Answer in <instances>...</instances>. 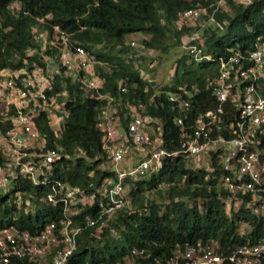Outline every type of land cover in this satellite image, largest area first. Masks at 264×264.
I'll return each mask as SVG.
<instances>
[{
	"label": "trees",
	"instance_id": "trees-1",
	"mask_svg": "<svg viewBox=\"0 0 264 264\" xmlns=\"http://www.w3.org/2000/svg\"><path fill=\"white\" fill-rule=\"evenodd\" d=\"M195 8L205 10L200 19L208 25L192 43L211 59L195 60L185 50L176 59L170 83L154 89L123 58L129 50L126 37L142 33L147 36L142 39L145 48L162 52L172 45L182 46L183 36L189 30L199 31L200 26L178 28L175 20L180 12ZM39 20L46 27L55 24L70 32L73 42L108 67L95 65L100 80L97 90L86 91L78 83L57 77L55 91H66L59 101H65L68 115L58 136L44 114L38 118L37 129L46 137L44 150L60 148L63 156L49 165L47 182L34 184L16 177L6 191L0 189V227L15 224L32 232L61 214V206L45 198L51 181L86 189L90 181L99 184L114 176L113 171L102 168L107 157L101 147L99 115L107 99L97 93L112 96L123 107L136 104L140 113L155 117L163 145L175 150L179 147L175 117L187 114L194 118L218 104L211 95L217 59L237 49L264 50V0H0V69L40 62L38 53L27 54L34 47L32 29ZM170 93L189 98V106L181 110L169 99ZM8 126L9 122H0L2 131ZM260 147L264 149V140ZM213 165L216 170L212 172L203 165L193 166L179 153L164 158L146 178H127V205L106 227H84L66 264L116 262L134 248L165 258L176 244L182 247L196 241H213L218 252L228 253L237 245L264 238V213L255 212L257 201L252 196L238 195L241 205L226 211L228 193L217 186L220 169L215 158ZM163 183L168 186L160 188ZM148 191H165L167 202L149 199ZM27 206L29 211H25ZM93 210H82L76 221L82 222Z\"/></svg>",
	"mask_w": 264,
	"mask_h": 264
},
{
	"label": "built area",
	"instance_id": "built-area-1",
	"mask_svg": "<svg viewBox=\"0 0 264 264\" xmlns=\"http://www.w3.org/2000/svg\"><path fill=\"white\" fill-rule=\"evenodd\" d=\"M204 9L180 12L175 25L201 20ZM205 21V20H204ZM32 29L34 47L29 56L38 53L40 62L18 68L0 69V189L6 191L16 177L34 184L47 182L50 164L63 154L58 149L44 150L46 137L37 129L41 114L47 116L58 136L68 115L65 90L55 91L57 77L78 83L86 91L97 90L99 78L91 66L99 61L82 46L73 42L71 33L59 25L46 27L43 21ZM199 31L191 34L187 51L195 60H210L192 40L200 38L208 22H199ZM216 74L211 82V95L216 108L188 118L175 117L179 127V147L168 150L163 145L161 127L151 115L139 112L136 104L125 108L112 96L99 115L103 132L101 147L106 153L113 177L101 183L89 182L86 189L51 181L46 201L61 206V214L40 230L30 231L10 224L0 227V264H66L76 248L77 235L84 227L104 228L112 216L127 205V178H146L167 157L183 154L190 161L204 155L205 168L215 171L213 158L220 169L217 186L228 196L225 209L241 205L238 195L248 194L257 201L255 212L264 213V50H235L217 59ZM181 110L189 106V98L170 93ZM125 120V125L122 123ZM195 164L193 166H200ZM202 166V165H201ZM168 186L161 184L160 188ZM254 200V201H255ZM94 209L82 222L76 216L84 209ZM29 206L25 211H29ZM86 264V263H81ZM98 264H264V238L256 243L235 246L230 252H218L213 241L176 244L168 257L151 256L144 249H132L120 261Z\"/></svg>",
	"mask_w": 264,
	"mask_h": 264
},
{
	"label": "rangeland",
	"instance_id": "rangeland-1",
	"mask_svg": "<svg viewBox=\"0 0 264 264\" xmlns=\"http://www.w3.org/2000/svg\"><path fill=\"white\" fill-rule=\"evenodd\" d=\"M199 22H205L204 18L198 21H187L183 23L182 26L193 28L196 27ZM209 23L212 24V21H209ZM192 33H194V31L189 30V32L183 36L184 40L182 46L172 45L167 52L145 48L142 45V39L147 36L143 35L142 33L130 34L126 37L125 40V44L128 46L129 50L126 54L123 55V58H125L126 61L130 60L134 68H137L140 71V74L148 82L152 83L154 89H159L165 84L170 83L176 59L179 58L185 52V50H187L186 47ZM97 48H100V46H98ZM96 64L105 69L106 67H108L102 62H97L91 66L93 70H95ZM190 164H201L208 167V161L206 156L204 155L191 160ZM109 166V162L106 161L102 165V168H109ZM166 195L167 194L165 191H161L160 194L156 191L146 192V196L149 199H154L161 204L167 202Z\"/></svg>",
	"mask_w": 264,
	"mask_h": 264
}]
</instances>
